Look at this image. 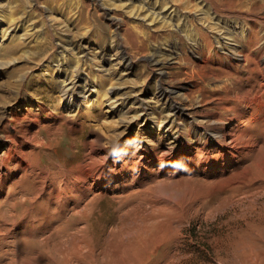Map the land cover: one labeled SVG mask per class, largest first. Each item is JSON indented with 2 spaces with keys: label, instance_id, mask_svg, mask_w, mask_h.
Instances as JSON below:
<instances>
[{
  "label": "rangeland",
  "instance_id": "obj_1",
  "mask_svg": "<svg viewBox=\"0 0 264 264\" xmlns=\"http://www.w3.org/2000/svg\"><path fill=\"white\" fill-rule=\"evenodd\" d=\"M199 1H202L201 6L206 4L204 0H1L0 47L11 44L17 45L19 49L15 55L0 53V83L7 79L10 83L19 80L27 87L13 90L4 86V89H0V95L8 98L13 96L12 101L2 107L0 114V153L3 152V144L7 143L6 135L15 134L14 136L21 138V132L29 130L27 135L32 134L36 139L33 137L29 150L33 149L35 158L40 157L43 167V173L32 176L28 174L23 180L24 184H32L38 190L40 181H46L50 186L46 187L45 193L53 190L54 195L58 191L55 190L56 187L51 186V182L56 181V175L49 173L53 172L52 167L58 169L61 175L65 174L64 171L69 174L68 171L72 167L91 154V157L98 158L102 155L100 157L109 156V159L113 160L116 153H122L137 161L142 149L155 152L167 149L166 145L172 143L173 134L179 130L180 135L185 137L183 133L187 129L192 134L194 129L197 133H202L215 127L213 123L219 117L222 121L216 126L221 127L224 124V117L230 113L227 112V107L233 105L226 99H231L234 96L232 92L238 91L236 84L246 86L248 83H255L257 75L252 72L249 76L240 68V81L227 79L225 71L231 67L226 64L234 63V57L229 53L230 47L226 44L228 36L221 39L223 28L218 29V34L212 31L210 39L221 49L217 50L213 46L207 49L202 30L208 29L216 18L220 26L227 21L242 26L247 19L234 16L216 17L212 11L206 16L202 15L197 9ZM168 7L170 8L167 10ZM105 9H110L111 14L119 20L117 28L109 23L108 10ZM14 27L17 28L13 37H8V30ZM229 30L231 31L227 28V31ZM64 47L74 48L73 51H67V54L59 55L57 52ZM121 50L126 53V61L120 59ZM202 57L206 62H202ZM128 59L132 64L130 70L124 67ZM260 63L262 64L261 59ZM13 69L16 70L15 74L7 78L6 73ZM58 72L62 75L59 78ZM75 75L82 78L79 82L81 86L76 87V90L85 87L88 91L77 109H69L65 107L63 96L57 91L58 84L63 79H70ZM45 80L52 83V86L45 88ZM30 84L33 89L29 88ZM111 89L114 90L113 93L109 92ZM162 89L171 90L167 99H159ZM173 105L182 106L184 113L179 117L174 116L173 126L165 131L163 126L172 119L170 108ZM14 107L20 120L8 121L11 118L10 109ZM2 126L6 127L5 134ZM256 131L259 133L258 128L253 129L255 135ZM180 140L181 144L185 145V140ZM261 142V139H258L256 147L258 149L260 146V151L255 148L253 154L243 163L250 165L249 180L264 177V172L259 167L262 163L260 161L264 159ZM4 172L5 170H2V173ZM14 178H18V174L9 178L11 180L7 182L6 190L7 187H12V192L18 190L13 185ZM57 180L62 181L60 177ZM223 180L225 179L215 182L208 180L206 183L183 181L186 184L172 182L158 186L149 175L134 171L133 177L127 178L123 186L113 178L112 183L108 185L111 186L108 192L96 196L93 207L86 206L88 199L93 198L92 195L87 194L89 198L84 197L79 201V207L86 206L90 208V212L88 218L84 216L78 219L77 223L76 218L71 219L73 222L70 220L69 210L63 212L62 197L56 201L58 212H54L53 197L50 198L51 206L46 204L47 201L40 200L43 199L42 196L34 201L17 200L14 206L5 202L6 194H3V198L0 196V200H4L0 204V213L4 216L6 224H12L8 225V229L16 226L0 245V264H40L41 256L45 253L43 249H46L42 243L54 235L61 221L69 220V226L72 222V225L84 228L80 241H73L75 238H72L71 234L65 238L66 251L69 259L75 261L73 263L94 264L90 252L112 259L119 256L124 248L123 239L118 232L110 233L111 228L119 222L124 221L123 224H127L133 220L136 211L130 209L137 205L136 201L135 205L132 204L133 201L123 205L118 203L119 199L115 197L126 194L121 192L125 190L145 197L142 204L144 207L149 208L154 204L152 202L156 203L163 198L166 201L171 199L169 203L175 210L168 216V220L173 221L172 224L175 223L176 227L173 224L174 228L171 230L165 227L155 228L143 244L144 248L148 249L147 252L152 254L148 256L151 264H264V244L254 245L228 238L230 235H240L243 229H246L245 222H248V218H243L241 210L230 200H222L227 193ZM78 193L81 194L79 191ZM72 195H77V191L70 190L68 199ZM203 195L207 203L203 206L197 205L203 202L198 200L195 203L197 206L194 205L196 208L189 210L190 200L199 199ZM19 196L15 194V197ZM259 199V204L264 203V195ZM43 201L45 204L38 208L36 203ZM129 203L132 204L130 207ZM71 204L68 209L72 207ZM211 205L215 208H208ZM141 211L139 210V214ZM8 213L16 219L12 221ZM57 213L58 216H65L59 220ZM52 216L56 220H50ZM23 225L28 226L27 230H32L33 234L27 235V240L18 241L16 237H20ZM30 225L34 227L31 228ZM161 234H168V245L165 246L164 242L159 240L163 236ZM48 243L50 244L49 241ZM78 249L82 250V256L76 259ZM255 256L258 259H253ZM113 262L120 264L116 259Z\"/></svg>",
  "mask_w": 264,
  "mask_h": 264
},
{
  "label": "bare ground",
  "instance_id": "obj_2",
  "mask_svg": "<svg viewBox=\"0 0 264 264\" xmlns=\"http://www.w3.org/2000/svg\"><path fill=\"white\" fill-rule=\"evenodd\" d=\"M204 1H206V4H203L201 6L202 1L201 2L199 1L198 2L199 7H197V9L201 11L202 15L206 16L209 14V11H212L215 13L216 17L222 18V16H228V17L234 16L237 18L242 17V19L244 18V20L247 19L246 21H244L242 26H238V24L234 22L233 24L229 23L228 21L224 22L223 26H220L221 24L218 23L219 20L216 18V21L213 20L214 21L213 24L210 23L211 26H209L208 29L202 30V33L204 34L203 37L205 38L204 40L205 47L207 49L212 48V46L213 48L216 47L217 50L218 48L221 49L220 46H215L212 43V40L210 39V33L212 31H214L215 33L217 32L218 34L219 33L218 29L223 28L224 34L220 33L221 35H223L221 39L224 37L226 38V36H228L227 37L228 42L226 44L228 47H230L231 52L229 53L234 57L233 60L235 64L231 62H229L230 65L226 64V66L231 67V69H228L225 71V76L227 77V79L233 78L234 80L240 81L241 80L240 70H239L240 68L241 69L243 68V70L246 71L247 75L249 76L252 72L256 73L257 75L255 83H248L246 86L241 85V83L236 84L238 91L236 93L232 92V95L234 96L231 99L229 98L226 99V101H229L228 102L229 104L233 103V105L227 107V112L229 111L230 113L226 115V117H224V120H225L224 124L221 127H217L220 124L219 122L222 121V118L219 117L217 118L216 122L213 123L215 127H212L208 129L207 131H203L202 133H197V131L194 129L193 133L191 134L190 131L186 128L187 130L185 129L186 131L183 133L185 137H182L180 135L181 131L179 130V132L177 131L175 134H173L172 143L166 145L167 149L164 148L157 152L142 149V151H140L141 153L137 157L138 159L137 161H133L132 157H128L127 155L125 154L123 155L122 153H121L122 155L120 153H116L113 160H110L109 156L100 157L102 155L98 157L99 159L96 157H91L92 154L90 153L91 154L90 156H85V158L82 160L81 163H78L76 166L72 167L71 170L68 171L69 174H66V171H64L65 174L61 175L62 173L58 171V169L52 167L51 171L53 172H49V171L48 172L50 174L53 173L56 175V177L54 176L56 178V181L53 183L51 182V186L56 187L55 190L58 191L54 193V195H53V192H54L53 190H49L47 193H45L46 187L50 186L49 184H46V181H42V180H41L42 182L40 181L38 190H37V187L32 184L23 183V180L27 178L28 174L32 176L33 174L36 175L38 173L39 174L43 173V167L41 166L42 163L40 162V157L37 156L35 158L34 156L36 155V153H33V149L29 150L31 148L30 147L31 141L34 135L32 134L27 135L29 130H24L23 132H21L23 135L21 138H17L16 136H14L15 134L14 135L8 134L5 136L8 138L7 143L3 144L4 146L3 152L2 154L0 153L1 154L0 156V196L3 194H6V197H4L5 198L4 200H6L5 202L9 204L11 203V205L15 206L16 205L15 202L17 200L19 202L20 200L21 202H26L27 200L34 201V199L41 198L42 196L43 199H40V200L41 201L45 200L47 201L46 204L50 205L51 204L50 198L53 197L55 201L54 202L52 201L53 202L52 204H54L55 207H53L52 210L54 212H58V208H57L58 203L56 201L57 199L62 197L64 201L63 203L61 201L60 204L62 203L61 205L63 206V212H65L66 210H69L71 213V215H69L70 220L73 218H76L77 220L75 221V223H77L78 219L80 220L84 216L88 218V212H90V208L86 206L88 205L91 207L95 201L96 196L105 195L108 192L109 187H111L108 185L112 183L111 181L113 178L120 181L122 183V184L120 183V185L123 186L127 178H129L130 176L133 177L134 171H140L143 175H147V176L149 175L151 179L153 178L154 183H156L155 185H158V186L162 184L164 185V183L169 184L172 182L181 183L183 181H190V182L203 181L206 183L208 180H211V181L213 180L215 182V180L219 181V180L225 179L223 180V183H225V188L224 187L223 188L227 193H226L225 198H223L222 200L223 201L230 200V202L238 206V208L241 210V212L240 211L238 212H240L241 215H243V218L244 216L248 218V222L245 220L246 221L245 223H247L246 229L242 228L244 231H242L240 235H237L236 237L235 235H230L228 238L238 239L240 242H243V243H254V245L264 244V203L259 204L257 202L258 199L261 197V195H264V177H262L259 180H251V179L249 180L248 175L251 174V173L248 174V172H250L249 170L250 165L243 164L244 161L247 160V158L251 154H253V150H255V148L258 145V139H261L262 141L261 150H264V65H262L264 64V16H261V17L257 16L258 14H264V0H204ZM170 7H168L167 10ZM0 8H1V5H0ZM105 10H108L107 18L109 20V23L113 26H116L117 28L118 27L117 24L119 20L111 14L110 9H105ZM16 28L17 27H14L11 30H8L10 31L8 37L10 36L13 37L14 31H16ZM227 28H230L231 31L230 30L227 31ZM73 48L74 47H68V48L64 47V48H61L57 53L59 55H62L66 53L67 51H73ZM17 49H19L17 48V45L10 44L8 46H5L4 48L2 47L0 50V53L2 52L5 55H12V54L15 55L17 52ZM120 59L122 60L126 59V53L123 50H121L120 52ZM260 59L262 61V64L260 63ZM129 61L130 60L128 59V61L124 65L126 70H130L132 68V64ZM202 62H206L204 57H202ZM102 70H105V69H102ZM15 71L16 70L13 69L7 72L6 77L7 78L12 77L15 74ZM61 76L62 75L60 74V72H58L57 78ZM7 80H5V82L3 83H0V89H2L4 86H8L9 88L13 90L27 87V85L23 81L16 80L10 83ZM80 80H82L81 76L75 75L73 78L63 79L60 82L61 84L60 83L58 84L59 86H58L57 91L61 93V95L63 96L65 100L64 104L66 108H69V109L76 108L77 109L78 104L81 102V100L85 96V93L88 91V89L85 87H83L82 89L76 90V87L81 86L79 84ZM246 81H248V79ZM43 85L45 88H48L52 86V83L45 80ZM29 88L30 89L32 88L31 84L29 85ZM113 91L114 90L111 89L109 92L113 93ZM170 93H171V90H166V89L160 90L159 99H165V98L167 99ZM12 97L8 98V96L6 97L3 95H0V114L2 113V107L6 105L8 101H12ZM213 108H216V107H213ZM170 109L172 111L170 115L172 119L169 123L167 122L163 126L165 131L170 130V128L173 126L174 116L179 117L180 115L184 113V108L179 105H173ZM9 114L11 118L8 119V121L20 120V116L16 112V107H14L13 109H10ZM255 128H258L259 133H257L256 131L257 135H255V133L253 132V129L255 130ZM2 131L4 132V134L6 133L5 126L4 128L2 126ZM35 131L37 132V130ZM180 138L182 140L183 139L185 140V145L181 144ZM259 148L258 149L256 148V149L260 151ZM257 150L255 153H257ZM256 157H258L257 154H256ZM260 162H262L261 164H259L260 165L259 167H261L260 170L264 172V159H262V161ZM2 170H5V172L2 173ZM149 171H151L150 174H149ZM234 172H236V174H233ZM17 174H18V178L16 179L14 178L15 180H14L13 185L16 188H18V190L15 192H12L14 190L12 189V187H7V190H6V184L9 180H11L9 178H12L16 176ZM59 177L60 179H62V181L57 180ZM64 177H65V181H64ZM66 181H67V184H66ZM144 182H147V181H144ZM70 190L71 191L76 190L77 195H72L70 196V199H68L67 194ZM78 191L81 192L80 195ZM96 191L98 192L96 193ZM128 191L127 190L121 191V192H126V194L124 193L120 196H116L115 198L118 197L119 199L118 203L122 205L130 201L131 202L133 201L132 204H134V201H136L137 205L130 209V211L132 210L136 211L134 215V219L129 221V223L127 224H123L124 221L119 222L115 225V227H112L110 231V233L118 232L120 234V237L123 239L124 248L122 249L120 255L115 256V258L113 259L110 258L109 256H104V255L102 257H99L95 255L93 252H90L93 255L92 262H94V264H114L113 261L115 259L118 260L120 264H122V261L124 262V264H151L152 261L148 260L149 258L148 256L151 254V252H147L148 249L146 250V248H144L143 246V244L148 240V235H150V232H152L157 227H161V228L165 227L169 230L174 228L173 224L175 223L172 224L173 221L168 220V216L170 217V214L175 211L174 208L172 207V204L169 203V200L171 199L166 201L165 199L163 200L162 198L161 200H158L156 203L152 202L154 204L151 205V207L147 208L142 205L144 199H146L145 197L142 196L143 197L142 199V197H139L141 195L135 192L129 193ZM16 193L17 195H20V196L15 197ZM146 193L148 192L146 191ZM87 194L88 196L92 195L93 198L88 199L89 201H87V204L85 207L83 206L84 208H80L78 205L79 201H81L84 197L86 199L89 198L88 196H86ZM135 194L137 195V197ZM203 196L199 197V199L197 198V199L190 200V207H188L189 210H194L196 208L194 207V205H196L195 203L198 200L199 201L203 200V202L202 203L197 202L198 203L197 205L199 204H201V206L205 205L207 203V200H206V197L204 196L205 198H203ZM1 198L3 197L1 196ZM3 201L0 200V204ZM70 203H72L71 204L72 207L68 209V205ZM36 204L38 205V208H39L45 203L43 201L42 203H36ZM228 204L230 203L228 202ZM129 205L130 203L128 204V206ZM212 205L208 208L211 209ZM139 210H142L141 214H139ZM64 216L65 215L63 214L58 216V213H57L56 217L59 218L60 220ZM8 217L12 221L13 219H16V217L9 215V213H8ZM176 218L177 217H175V219ZM50 220H56V218L52 216ZM69 221H64V222L61 221V224L58 225L57 230L54 232V235L52 234L53 235V236L51 235L52 237L46 238L45 242L43 243L42 241L40 242L42 243L43 246L46 247V249H43L45 253H43V257L41 256L40 264H77V262L73 263L74 260L69 259V255L67 254L68 252L66 251L67 241L65 238L70 236L71 234V237L75 238L73 241H76V242L80 241L81 237L83 236L82 231L84 228H78L72 225V222H73L72 220H71L72 221L71 225L69 226ZM179 224L181 223L179 222ZM8 225H12V224H6L4 220V216H2V214L0 213V245L6 240L7 236L9 237V234L14 231V228L16 226L14 225L12 229H8L7 228L9 227ZM29 227L33 228L34 226L30 225ZM175 227H176V224H175ZM21 229H20L21 230L20 237L18 238L16 237L18 241L27 240L26 236L27 235L31 236V234H33L32 230L31 231L27 230L28 226L25 227L23 225V228ZM43 232H41V236ZM167 236L168 234L166 236L163 235L159 239L161 243L164 242L165 246L168 245L170 241L168 239L169 236L168 237ZM182 239L184 240V238ZM182 239H180V241ZM48 241L50 242V244L48 243ZM175 241L173 242L175 243ZM11 251L12 250L10 249V252ZM149 251L151 250L149 249ZM12 252L11 254H13ZM74 256L73 258H75ZM81 256H82V250L78 249L76 259H78V257H81ZM253 259H258V258L255 256ZM167 260L169 261L170 259H167Z\"/></svg>",
  "mask_w": 264,
  "mask_h": 264
}]
</instances>
